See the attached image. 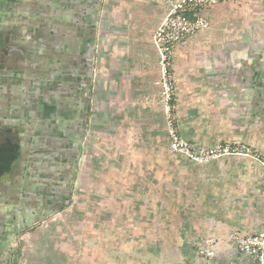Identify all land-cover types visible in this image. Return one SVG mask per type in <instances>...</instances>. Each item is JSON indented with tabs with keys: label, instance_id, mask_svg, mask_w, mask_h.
I'll return each instance as SVG.
<instances>
[{
	"label": "crops",
	"instance_id": "obj_1",
	"mask_svg": "<svg viewBox=\"0 0 264 264\" xmlns=\"http://www.w3.org/2000/svg\"><path fill=\"white\" fill-rule=\"evenodd\" d=\"M171 1L0 0V264H12L23 234L70 205L93 78L109 68V101L125 103L120 114L98 110L111 117L110 134L123 118L149 114L134 101L149 95L154 34ZM205 15L210 26L173 49L180 135L249 152L157 159L160 188L176 202L171 215L161 210L142 264H254L233 234L264 229V0H219ZM207 238L214 258L200 254Z\"/></svg>",
	"mask_w": 264,
	"mask_h": 264
},
{
	"label": "rangeland",
	"instance_id": "obj_2",
	"mask_svg": "<svg viewBox=\"0 0 264 264\" xmlns=\"http://www.w3.org/2000/svg\"><path fill=\"white\" fill-rule=\"evenodd\" d=\"M157 54V68L150 69L149 98L134 101L135 108L148 106L149 114L134 116L127 124L123 118L113 134L108 129L111 117L100 116L98 110L112 106L120 114L125 103L109 101L111 80L116 83L109 68L93 78L83 164L71 203L40 220L31 235L23 234L12 264H142L143 248L164 222L161 210L170 208L171 215L176 202L172 191L160 188L158 174L165 166L157 161L175 155L171 128L180 133L174 59L168 67L173 78L169 99ZM142 126L149 133L143 135Z\"/></svg>",
	"mask_w": 264,
	"mask_h": 264
},
{
	"label": "built area",
	"instance_id": "obj_3",
	"mask_svg": "<svg viewBox=\"0 0 264 264\" xmlns=\"http://www.w3.org/2000/svg\"><path fill=\"white\" fill-rule=\"evenodd\" d=\"M171 1V0H168ZM219 0H180L172 2L171 8L166 14L154 34V42L161 57L163 65L165 94L172 98L171 80L168 74V67L171 65L173 49L178 44H184L187 37L210 26L205 11L218 3ZM171 149L176 153L183 154L188 158L199 162L209 163L217 158L230 154L248 153L246 146L234 148L230 145L217 146L213 148L200 146L190 140L183 138L176 128H171ZM264 166V163H263ZM238 250L241 254L252 259L254 264H264V229L251 234L235 232L233 234ZM200 254L207 258H214L217 254L214 241L211 238L205 239L200 248ZM228 264H237L230 261Z\"/></svg>",
	"mask_w": 264,
	"mask_h": 264
}]
</instances>
